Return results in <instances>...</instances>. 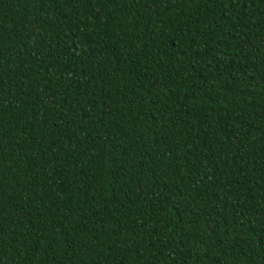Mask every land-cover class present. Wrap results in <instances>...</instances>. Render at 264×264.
Returning <instances> with one entry per match:
<instances>
[{
	"label": "trees",
	"instance_id": "1",
	"mask_svg": "<svg viewBox=\"0 0 264 264\" xmlns=\"http://www.w3.org/2000/svg\"><path fill=\"white\" fill-rule=\"evenodd\" d=\"M0 264H264V0H0Z\"/></svg>",
	"mask_w": 264,
	"mask_h": 264
}]
</instances>
